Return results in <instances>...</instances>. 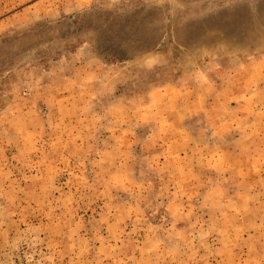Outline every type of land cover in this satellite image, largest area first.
<instances>
[{
  "label": "rangeland",
  "instance_id": "1",
  "mask_svg": "<svg viewBox=\"0 0 264 264\" xmlns=\"http://www.w3.org/2000/svg\"><path fill=\"white\" fill-rule=\"evenodd\" d=\"M0 264H264V0H0Z\"/></svg>",
  "mask_w": 264,
  "mask_h": 264
}]
</instances>
